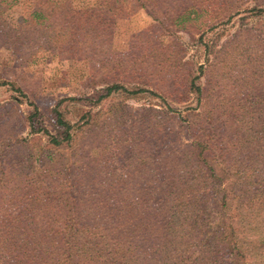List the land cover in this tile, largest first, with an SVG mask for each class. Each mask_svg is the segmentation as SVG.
I'll return each instance as SVG.
<instances>
[{
  "label": "trees",
  "instance_id": "16d2710c",
  "mask_svg": "<svg viewBox=\"0 0 264 264\" xmlns=\"http://www.w3.org/2000/svg\"><path fill=\"white\" fill-rule=\"evenodd\" d=\"M127 1L97 0L88 7L78 0H0V44L9 42L29 62L47 45L73 49L85 35L105 32L107 19ZM151 1L129 3L148 9L162 29L166 0L159 15ZM170 5L177 15L166 29H184L197 12L193 5L184 10L182 0ZM9 10L17 27L4 16ZM214 47L209 54L218 59ZM199 71L186 75L173 98L114 78L88 108H75L73 121L58 101L46 108L54 133L31 103L42 119L36 131L47 136L45 142L39 136L37 150L19 135L35 129L33 116L20 114L13 101L1 105L0 150L16 171L39 163L41 228L23 230L20 224L30 223L24 214H1L0 264H264V234L249 238L245 232L264 225V193L256 189L264 185V89L255 93L261 100L248 105L211 101L197 82ZM146 94L163 104H129ZM166 96L186 106H173ZM94 131L101 140L93 141L92 154L102 165L88 177L86 157L79 160L76 148ZM102 149L110 155L98 159Z\"/></svg>",
  "mask_w": 264,
  "mask_h": 264
},
{
  "label": "rangeland",
  "instance_id": "374dc122",
  "mask_svg": "<svg viewBox=\"0 0 264 264\" xmlns=\"http://www.w3.org/2000/svg\"><path fill=\"white\" fill-rule=\"evenodd\" d=\"M78 1L94 7L97 0ZM161 1H151L158 6L157 15L162 10ZM170 1L173 0H166L165 10L161 11V16L167 13L163 18L166 26L162 29L153 25L155 21L148 9L135 7L128 0L117 15L106 18L109 27L105 32L85 35V42L73 49L49 45L37 49L32 62L21 60V55L25 57L26 53L19 52L9 42L0 44V106L13 101L14 105L18 104L20 114L33 116L35 131L28 126L19 134L28 145L37 150L39 136L43 142L47 140L42 131H36L42 119V125L54 133L46 108L60 101L59 108L73 121L78 118L75 108H88L92 104L89 99H97L114 78L125 79V82L133 80L126 83L130 89L145 87L173 98L172 91L183 87L186 75L191 70L199 71L197 67L202 65L203 72H198L197 82L206 86L211 101L227 98L233 104L248 105L250 101L261 100L255 93L264 89V11L257 13L255 9L264 8V0H182L184 10L193 5L197 12L192 14L193 19L182 24L184 29L181 30L166 29L177 15L175 10H170ZM4 16L17 27L11 10ZM212 43L216 53L221 51L219 62L209 54L208 46ZM208 58L212 60L209 62ZM17 88L26 96H21ZM170 97L167 101L173 106H186L171 101ZM190 101L191 104L197 102L194 97ZM128 102L134 107L149 102L157 106L163 104L158 97L147 94ZM215 102H212L214 106ZM31 103L40 110L42 119L34 113ZM92 108L98 109L99 105ZM99 134L98 131L89 133L80 146L79 141L77 143L76 149H80L77 158L80 160L85 155L84 163L90 167L88 177L102 165L92 154L95 146L91 147L95 139L101 140L97 138ZM108 155L105 150L97 157L104 159ZM9 158L11 156L5 157L0 150V215L24 214L30 223H22L20 228L39 231V163L33 169L16 171ZM136 176L139 174L131 177ZM101 182L108 184L106 180ZM256 189L264 193V185ZM245 232L249 233V238H255L264 234V225L257 231L250 227ZM261 256L258 255L257 260Z\"/></svg>",
  "mask_w": 264,
  "mask_h": 264
}]
</instances>
